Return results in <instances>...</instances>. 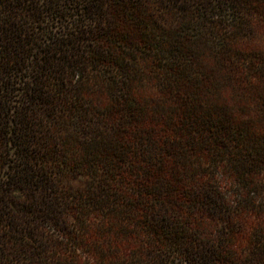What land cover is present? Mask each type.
Masks as SVG:
<instances>
[{
  "label": "trees",
  "instance_id": "obj_1",
  "mask_svg": "<svg viewBox=\"0 0 264 264\" xmlns=\"http://www.w3.org/2000/svg\"><path fill=\"white\" fill-rule=\"evenodd\" d=\"M0 264H264V0H0Z\"/></svg>",
  "mask_w": 264,
  "mask_h": 264
}]
</instances>
